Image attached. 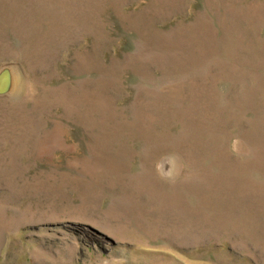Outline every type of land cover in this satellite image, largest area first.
Listing matches in <instances>:
<instances>
[{
	"label": "rangeland",
	"instance_id": "obj_1",
	"mask_svg": "<svg viewBox=\"0 0 264 264\" xmlns=\"http://www.w3.org/2000/svg\"><path fill=\"white\" fill-rule=\"evenodd\" d=\"M1 76L0 264H264V0H0Z\"/></svg>",
	"mask_w": 264,
	"mask_h": 264
},
{
	"label": "water",
	"instance_id": "obj_2",
	"mask_svg": "<svg viewBox=\"0 0 264 264\" xmlns=\"http://www.w3.org/2000/svg\"><path fill=\"white\" fill-rule=\"evenodd\" d=\"M2 79H3V76H1L0 80L2 81ZM166 164L168 165V162Z\"/></svg>",
	"mask_w": 264,
	"mask_h": 264
}]
</instances>
